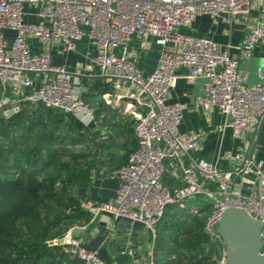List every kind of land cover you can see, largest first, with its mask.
Wrapping results in <instances>:
<instances>
[{
    "label": "built area",
    "instance_id": "2783aa9c",
    "mask_svg": "<svg viewBox=\"0 0 264 264\" xmlns=\"http://www.w3.org/2000/svg\"><path fill=\"white\" fill-rule=\"evenodd\" d=\"M201 14L222 22L241 17L245 26L239 48L251 52L264 46V0H0V83L28 92L19 102L28 99L88 121L94 107L82 99L87 88L73 76L87 74L89 68L115 78L119 83L113 87L118 91L103 96L112 105L125 101L124 110L142 109L132 125L137 146L117 170L116 198L89 203L85 210L93 219L101 211L127 217L154 233L167 206L202 198L211 205L203 229L222 244L215 262L227 264L216 230L226 207L243 208L258 219L264 238V171L240 151L232 156L236 170L225 174L213 162L196 157L200 137L178 131L186 104L169 102V90L180 75L203 79L204 94L195 100L194 109H216L225 118L223 127L238 137L249 118L264 122V71L247 83L236 61L218 43L207 35L182 32ZM28 38L43 45L59 40L67 51L77 50L78 42L84 41L87 64L82 70L54 65L50 52L33 50ZM146 38L153 40L158 57L154 70L143 75L136 67L137 48L129 45ZM4 104L1 101L0 108L6 116ZM9 108L21 107L15 102ZM173 159L179 164L182 184L170 188L162 178ZM114 228L109 221L108 236ZM62 243L85 264H104L77 240L64 238Z\"/></svg>",
    "mask_w": 264,
    "mask_h": 264
},
{
    "label": "trees",
    "instance_id": "16d2710c",
    "mask_svg": "<svg viewBox=\"0 0 264 264\" xmlns=\"http://www.w3.org/2000/svg\"><path fill=\"white\" fill-rule=\"evenodd\" d=\"M95 137L41 103L11 116L0 109V264H85L62 239L75 226L96 224L82 206ZM210 211L209 202L167 206L155 226L152 264H216L222 244L203 229ZM113 262L135 264L126 251Z\"/></svg>",
    "mask_w": 264,
    "mask_h": 264
},
{
    "label": "crops",
    "instance_id": "0c3cea01",
    "mask_svg": "<svg viewBox=\"0 0 264 264\" xmlns=\"http://www.w3.org/2000/svg\"><path fill=\"white\" fill-rule=\"evenodd\" d=\"M244 26V20L239 16H233L229 21L222 22L209 15L201 14L185 29L188 34L207 35L218 43L236 61L238 70L246 75V82L252 83L258 79L259 73L264 71V46H256L251 52L240 49ZM28 42L35 51L48 50L54 65H65L69 70H82L87 64L88 59L84 55L87 45L84 41L78 42L75 51L65 50L59 40H53L49 45L40 44L32 38H28ZM129 46L137 48V69L143 75L150 74L155 68L158 57L153 40L151 38L134 39ZM86 70L88 71L87 74H81V76L75 74L73 77L86 86V94L100 96L104 102L99 104L98 100L86 101L94 107L93 119L88 121H83L74 114H64L65 119L75 125L76 129L84 135L96 133L94 144L90 149L92 161L89 180L85 197L82 199L84 209L89 203L100 204L113 201L116 198L120 183L117 170L126 163L127 152L136 142L132 125L135 120V113L142 110L137 106L124 110L125 101L119 102L118 106L107 103L103 95L117 92L118 88L113 86L119 82L113 77L101 76L96 73V70L92 71L89 68ZM121 83L126 85L124 82ZM2 90L0 102L3 101L4 105L11 107L12 104L18 102L19 107L27 108L29 111L36 109L38 105L37 102L28 99L19 102V97L26 96L28 92L20 90L18 87L2 86ZM203 94V79L180 75L174 79L168 96L169 102L181 101L186 104L182 111L178 131L182 133L194 132L199 135L200 142L194 151V155L213 162L221 174H225L236 170L237 166L232 160V156L235 152L240 151L253 163L259 164L264 171V122L249 118L246 131L238 137H233L229 129L223 127L225 118L219 111L216 109L205 111L194 109L195 100ZM0 109L2 111L3 107ZM162 184L170 188L182 184L180 168L176 160L168 161ZM95 219L97 224L99 216ZM119 223L118 225L121 226L127 236L139 237L137 234L139 230L126 227L122 221ZM79 227L85 228V226ZM110 235L111 233L105 243L108 251L115 254L118 250ZM69 239L89 241L91 237L85 232L76 236L72 235ZM125 251L134 259H139L142 256L140 254L139 257H134L136 252H133L132 247L126 248Z\"/></svg>",
    "mask_w": 264,
    "mask_h": 264
},
{
    "label": "water",
    "instance_id": "95a60500",
    "mask_svg": "<svg viewBox=\"0 0 264 264\" xmlns=\"http://www.w3.org/2000/svg\"><path fill=\"white\" fill-rule=\"evenodd\" d=\"M78 76H81L77 74ZM16 107L15 105H13ZM17 112L16 109L6 106V116H11ZM112 221L114 225L124 222L126 227L133 230L145 229L142 222L132 221L127 217L114 215L107 211H101L99 220L95 226L90 229L75 226L66 235L69 239L72 235L88 233L91 237L89 241L77 240L78 245L89 251L95 252L96 256L104 264H114L113 254L106 246L108 236L107 223ZM149 239L152 238L153 232L145 229ZM217 232L221 235L224 242V251L227 264H264V238L262 237V223L251 216L245 209L240 207H226L218 221Z\"/></svg>",
    "mask_w": 264,
    "mask_h": 264
},
{
    "label": "rangeland",
    "instance_id": "374dc122",
    "mask_svg": "<svg viewBox=\"0 0 264 264\" xmlns=\"http://www.w3.org/2000/svg\"><path fill=\"white\" fill-rule=\"evenodd\" d=\"M201 202H202V198H199V197L196 199L188 198L185 201V205L195 206V205L200 204ZM137 234L139 237L127 236L125 231L122 230L121 226L118 225V226H115L110 236L111 238H113V241L116 243L118 252H124L126 248L132 247L133 252H136L134 254V257H137V256L139 257V255L142 254V256L139 259L138 258H135L136 260L134 259L135 264L136 263L152 264L151 251H152L153 239H154L155 234L153 233V236L151 239H149L145 229L137 231Z\"/></svg>",
    "mask_w": 264,
    "mask_h": 264
}]
</instances>
